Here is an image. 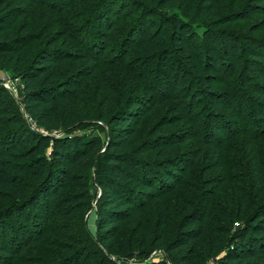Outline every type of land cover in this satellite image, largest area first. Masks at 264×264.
<instances>
[{"label": "rangeland", "instance_id": "rangeland-1", "mask_svg": "<svg viewBox=\"0 0 264 264\" xmlns=\"http://www.w3.org/2000/svg\"><path fill=\"white\" fill-rule=\"evenodd\" d=\"M59 1L64 4V7H67L65 13L59 12L56 8L40 6L34 0H7L5 11L0 13V43L5 44L8 49L11 48L8 53L0 54V216L14 202L7 201L4 198H10L9 196L14 192L13 189L19 185L23 186L24 183L30 180L32 171L34 169L39 170L41 167L37 161L39 160L38 154H34L30 158L35 159L36 162H30L29 159H26V151L38 142L36 137L40 135L59 138L64 135L62 128L46 131L41 127H37L34 119L31 123L29 110L26 109L27 112L23 110V105L20 103L23 96V81L14 69L23 70L29 67L41 52L58 51V53L54 52L49 59L61 56L59 51L67 53L60 67L53 71L52 67H49L51 70H47V76L50 79L55 74L60 76L59 82L63 84L60 88L70 95L71 115L73 117H86L89 114L88 120H93L83 129L76 131L73 136L79 138L97 136L106 142L105 131L107 128H109L108 130L115 129L117 131L127 126V124L122 122L112 126L107 121H96L99 114L108 112V110L112 112L115 109L128 108L131 112L140 114L143 119L131 140L123 148L115 149L113 152L123 151L134 160L153 162L156 159L155 157H160L159 159L168 165L172 163L183 164L187 168V178L180 183L181 185L176 187L175 191L159 198L158 201H152L148 205L149 207L139 210L137 213H135L133 207H120L118 204H114L112 209L125 216V219L120 222L116 230L106 228L100 231L97 230L96 209L92 204L93 209L84 213L74 211L71 217H63V215L49 221L48 227H55V229L50 228L49 234H47V230H44L43 235H41V239L44 241L39 245L35 244L26 249L22 254L14 256L13 259L7 253H4L3 246L6 244L0 240V264H54L60 260L58 258L60 255H62V258L74 256L73 262L76 261L77 264H100L97 256H89L88 254L78 261L77 256L84 249L80 245L82 242L78 240L79 237L76 238V235L80 232L82 222H84L87 231L93 238H96L97 233L102 235L111 234L112 236L115 232L118 240H123L122 242L134 250L135 253L147 250L150 247L152 251L143 263L170 264L164 258L163 251L174 240H177L184 230L199 228V223L192 222L188 225L187 222L189 221L185 222L184 219L187 215L191 216L196 210L199 209L200 211V206L204 208L205 217L211 228L216 227V232L213 231L214 234L212 233L213 238H208V235L202 237H205V240L197 244V255L193 262L188 257L187 249L182 251L168 250L166 253L168 252V255L174 259V264H212L213 261L227 255L228 238L233 234L235 226L233 225L232 228L226 226L216 215V207L212 205V201L217 200L219 203H225L230 198V211L234 213L237 211L236 196L231 192L232 185L225 183L220 187L221 184L219 183H222L225 174L229 175L233 172L230 171V166H226V156L239 157V162L243 163L244 166L249 164L248 161L252 154L246 143L251 141V138L249 139L246 135H237L230 138L223 149L214 148L212 140L209 142L202 136V131L200 133L194 129L196 126L194 117L190 118L189 115H186L180 104L173 103L171 99H164L168 96V93L162 94L165 96L163 97L154 93L149 86L153 84L151 79L153 77L156 79L164 69H169L175 75L181 76L177 72V68H179L180 70L187 69V72L192 76L205 77L209 91L223 94L227 90L223 74L234 69V66L227 68L222 66L218 70L201 71L197 64L203 62L204 56L202 53L189 54L186 44L177 45L178 32H175L168 22L161 23L160 17L149 15L146 20L148 24L140 26L141 20L143 21L147 13L151 11L144 12V16L138 18L141 15L137 12L139 6L137 7V5H133L132 1H128L124 4V9L121 10V19H116L114 29L107 37L109 38V48L103 56L105 59H109L111 56L113 59L120 58L122 56L120 52L123 51L121 42L125 39L127 33L140 31V28H142L146 39H148L149 34L155 33L153 40L148 45L142 44L144 46L141 47L140 43L136 46L139 41L133 39L131 43H135V46L134 48L132 45L129 46L131 48L129 51L133 52L132 55L138 53L141 57L145 56L146 62H148L147 66L142 69L141 73L136 75L133 74V71L121 65L122 62L120 61L103 67L98 60L96 61L93 54H89L85 50L89 49V43L93 39V35L97 36V32L100 31L101 34L105 35L107 29L104 23L95 21L91 25L93 28L89 27V30L81 31V43L78 44V41H76L75 28L81 27L89 19L91 9L97 4L96 0ZM139 1L148 3L150 0ZM157 1L163 4L159 7L161 12L168 16L171 14L178 15L186 8L195 11L194 8L197 6V0ZM247 3L252 2L250 0H210L206 6L207 16L205 20L217 23L224 15L240 10ZM117 4L123 5V2L118 0ZM254 4L262 8L258 15L246 21L237 20L232 24L217 27L216 30L227 29L235 33L248 35L259 42H264V1H255ZM137 20L138 24L135 22ZM141 24H144V21ZM86 33L88 39L85 38ZM169 52H171L170 55L166 57ZM155 55L157 61L150 64V58L155 57ZM243 56L246 57V55ZM130 59L131 57L127 58L128 61ZM243 66L241 64L238 66L228 83L230 81L236 85L238 82L241 84L246 83L245 88L248 93H251V84L257 83L260 79ZM83 73L92 75L84 78L83 85L79 88L76 84L79 75ZM105 78H109L112 82L116 96H110L106 93L102 83V79ZM170 81L172 83L176 81L175 76ZM198 98L197 102H201V104L193 112L199 111L202 113L203 111L212 110L215 113L230 116L229 102L222 100L212 102L211 97L201 94L198 95ZM107 99L109 104L104 111L103 104ZM122 101H124V104H122ZM135 101L138 105H132ZM151 101L154 102L153 110L146 114L145 109ZM233 106L234 104L231 107ZM17 108L24 125L18 119ZM32 108L36 109L35 106ZM261 125L264 126V123ZM258 149L264 153V139L258 142ZM13 151L16 155H12ZM50 152L51 143L49 142L45 145L43 156L47 158ZM27 164L28 166H26ZM125 168L130 172L132 179H124L123 182L135 187L134 183L131 182L135 177H139L138 170L129 166ZM244 171L245 169H237L235 174L247 186L250 181L243 177L242 172ZM92 175L89 174L88 184L92 193L94 194L97 191L98 196L100 192L93 184ZM204 180L208 184H205ZM137 190L141 191L143 188ZM69 192V189H64L62 197L67 199ZM254 193L255 190L251 194ZM208 200L211 204L205 205ZM76 202L74 200L70 201L69 204L71 205H65L66 210L72 208L73 205L76 206ZM106 208L110 207L106 205ZM53 209V205H51L48 213L52 212ZM29 211L38 215L33 206ZM13 216L9 218L8 223L14 224L13 218L17 217ZM39 221L44 224V218L40 217ZM217 226L221 229H218ZM159 238L163 243L160 248L156 243ZM72 239H76L77 242L72 244ZM50 240H54L59 245L58 249H55L53 244H49L52 243ZM117 244L118 241L114 238L112 241L103 244L102 247L116 255L118 252ZM200 244H203V249ZM65 247L67 248L66 253L64 252ZM89 251L96 252L94 249ZM196 257L199 260H196ZM111 259L113 258L111 257ZM261 264H264V259Z\"/></svg>", "mask_w": 264, "mask_h": 264}, {"label": "trees", "instance_id": "trees-1", "mask_svg": "<svg viewBox=\"0 0 264 264\" xmlns=\"http://www.w3.org/2000/svg\"><path fill=\"white\" fill-rule=\"evenodd\" d=\"M34 1L40 6L56 8L61 13L67 11V7H64V4L60 3L59 0ZM117 1L96 0L97 4L91 9L89 19L81 27L75 28L76 41L79 44L82 41V30H89V27L93 28L91 25L95 21L104 23L107 29L105 35L101 34L100 31L97 32V36L93 35V39L89 43V49L85 50L89 54H93L96 61L98 60L103 67L120 61L122 62L121 65L133 71V74L136 75L141 73L142 69L147 66L148 62H146L145 56L141 57L138 53L132 55L133 52L129 51V49L131 50L129 46L132 45L133 48L135 46V43H131L133 39L139 41L136 46L139 43L140 45L144 43L148 45L153 40L155 33L147 35L148 39H146L142 28H140V31L127 33L125 39L121 42L123 51L120 52L122 55L120 58L113 59L111 56L109 59H105L103 56L109 48V38L107 37L113 31L116 19H121V10L124 9V4L128 1H132L133 5H137V7L139 6L137 12L141 15L137 13L138 18L144 16L149 10L151 11L148 12L149 14L147 13L145 19L143 18L144 24H141L143 22L141 20L140 26L148 24L146 20L149 15L160 17L161 23L168 22L171 28L178 32L177 45L186 44L189 54L202 53L204 56L203 62L197 64L201 71L218 70L222 66L225 68L234 66V69L223 74L224 84L227 87L223 94L209 91L205 77L192 76L187 72V69L180 70L179 68H177V72L181 76L175 75L169 69H164L156 79L154 77L151 79L153 84L149 87L156 94L168 93L167 97L162 95L165 97L164 99H171L173 103L180 104L186 115H189L190 118L194 117L196 120L194 121L196 124L194 129L196 132L201 133L202 131V136L209 142L212 140L214 148L223 149L225 143L237 135H246L249 139L251 138V141L246 143L252 154L248 161L249 164L244 166L243 163L239 162V157L233 158L230 155L225 157L226 166H230V171L233 172L229 175L225 174L222 183L219 184H221L220 187L225 183L232 185L231 192L236 196L237 211L235 213L230 211V198L225 203L213 200L212 205L216 207V215L226 226L232 228L234 225L235 228L233 234L228 238L227 255L213 261L212 264H261L264 259V153L260 149L257 150V147L258 142L264 139V126L261 125L264 123V42H259L245 34L242 35L227 29L216 30V28L232 24L237 20L246 21L258 15L262 8L254 3L255 1L261 2L264 0H250L252 3H247L240 10L224 15L217 23L205 20L207 16L206 6L210 0H197L195 11L186 8L178 15L171 14L169 16L161 12L159 7L163 4L157 0H150L148 3L139 0H121L123 5H118ZM6 6L7 0H0V13L5 11ZM194 12L196 13L194 14ZM75 16L78 17L77 14ZM135 22L138 24V20ZM85 38L88 39L87 33ZM85 38L83 39L86 40ZM9 51H11V48L8 49L5 44L0 43V54H6ZM54 52L58 53L55 50L41 52L29 67L23 70L14 69L23 81V96L20 103L23 105V110H29L30 122L32 123L34 119L35 125L46 131L62 128L64 135L59 138L40 135L36 137L38 142L26 151V159H29L30 162H36L35 159L30 158L34 154H38L39 160L37 161L41 167L39 170L34 169L32 171L30 180L24 183L23 186H16L13 189V194H10V198H4L7 201H14L0 216V240L6 244L3 246V251L12 259L33 245L41 244L44 241L41 239L44 230H47V234H49L50 228L55 229V227H48L49 221L55 218L63 215V217H71L74 211L84 213L93 209L92 204H94L97 230L100 231L104 228L116 230L120 222L125 219V216L112 209L114 204H118L120 207H133L135 213H137L139 210L149 207L148 205L152 201H158L159 198L175 191L176 187L181 185L180 183L187 178V168L183 164L172 163L168 165L161 161L160 157H155L156 159L153 162L134 160L123 151L113 152L115 149L123 148L131 140L143 119L140 114L133 113L128 108L115 109L112 112L108 110V112L99 114L96 121H107L112 126L122 122L127 124V126L117 131L115 129L108 130L109 128H107L105 131L106 142L97 136L93 138L73 136L76 131L83 129L93 120H88L89 114L86 117H73L71 115L70 95L60 88L63 86L59 82L60 76L55 74L51 79L48 78L47 70L52 69L53 71L60 67L67 55L65 51H59L61 56L49 59ZM170 53L166 54V57ZM243 55H246V57ZM128 57H131L129 61L127 60ZM156 61L157 57L155 55V57L150 58L149 63L154 64ZM240 64L260 79L257 83L251 84L250 91L252 94L247 92L246 83L241 84L238 82L237 85L232 81L228 83ZM91 75L89 73L79 75L76 86L81 88L84 78L91 77ZM174 76L176 81L172 83L170 79H173ZM102 83L108 95L116 96L109 78L102 79ZM199 94L211 97L212 102H218L219 100L229 102L230 116L227 117L212 110L203 111L202 113L199 111L193 112L201 104V102H197ZM123 102L122 104H124ZM108 104L107 99L103 104L104 111ZM233 104L234 106L231 107ZM132 105H138V103L135 101ZM153 105L154 102L151 101L145 109L146 114L153 110ZM33 106L36 109L32 108ZM17 112L21 123L18 108ZM27 123L29 124L28 121ZM49 142L51 143V152L46 158L43 153L45 145ZM12 155H16L14 151ZM126 166L138 170L139 177H135L131 182L137 188L123 182L124 179H132L130 172L125 168ZM237 169H245L242 172L243 177L250 181L247 186L235 174ZM90 173L93 174V184L100 192L98 196L97 191L94 194L92 193L88 184ZM204 183L208 184L205 180ZM66 188L69 189L70 194H68L67 199H64L62 194ZM139 188H143V190L138 191ZM254 190L255 195L251 194ZM72 200L77 201L76 206L73 205L72 208L66 210L65 205H71L69 202ZM209 204H211L210 200L206 201L205 205ZM51 205L54 209L48 213ZM106 205L110 208H106ZM32 206L38 215L29 211ZM200 207V211L198 209V211L196 210L191 216L187 215L184 219L185 222L189 221L187 222L188 225L192 222L199 223V228L184 230L180 234L181 236L163 251L164 258L170 264H174V259L166 251L187 249L188 257L193 262L197 255V244L203 242L204 238L207 237L206 235H208V238H213V231L216 232V227L211 228L205 217L204 208ZM13 215L17 217L13 218L14 224L8 223L9 218ZM40 217L44 218V224L39 221ZM28 220L29 222H27ZM159 228L161 229V227ZM218 229L221 228L218 227ZM96 235V238H93L87 231L84 222H82L80 232L76 235V238L79 237L78 240L82 242L80 245L84 249L77 256L78 261L88 254L89 256H97L100 264H147L143 262L152 251L150 247L147 250L135 253L134 250L122 242L123 240H118L115 232L112 236L111 234L102 235L98 233ZM203 236L205 237L202 238ZM114 238L118 241L116 255L102 247L103 244L112 241ZM75 240L72 239V244L77 242ZM50 242L52 243L49 244H53V247L58 249L59 245L54 240H50ZM156 243L159 248L163 246L161 238ZM200 247L203 249V244H200ZM90 249H94L96 252L93 253L89 251ZM66 251L67 248L65 247L64 252L66 253ZM58 258L60 260L54 264L78 263L73 262L74 256L72 255L64 258L60 255ZM196 260L199 259L196 257Z\"/></svg>", "mask_w": 264, "mask_h": 264}]
</instances>
